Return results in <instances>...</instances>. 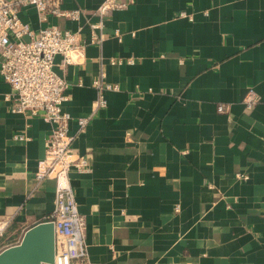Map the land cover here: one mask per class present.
<instances>
[{"label":"crops","instance_id":"crops-1","mask_svg":"<svg viewBox=\"0 0 264 264\" xmlns=\"http://www.w3.org/2000/svg\"><path fill=\"white\" fill-rule=\"evenodd\" d=\"M120 1L102 19L100 0H62L76 19L20 14L86 42L78 64L54 58L73 151L89 165L69 173L87 250L71 264H264V0ZM101 70L119 90L93 109ZM249 89L257 101L247 109ZM14 93L0 78V251L55 207L54 180L33 176L51 124L13 112Z\"/></svg>","mask_w":264,"mask_h":264},{"label":"built area","instance_id":"built-area-1","mask_svg":"<svg viewBox=\"0 0 264 264\" xmlns=\"http://www.w3.org/2000/svg\"><path fill=\"white\" fill-rule=\"evenodd\" d=\"M62 0H0V78L15 93L10 107L13 112L41 117L51 124V130L44 142V157L39 161L33 176L36 181L51 178L55 182V207L51 215L54 225L55 253L53 264H71L74 259L87 256L84 242V217L78 211L74 191L70 184L69 173L72 170H89L88 159L76 155L72 142L74 136L68 134L70 114L63 109L67 100L65 90L68 86L64 76L54 71V58L62 56L61 67L78 64L83 56L86 42L80 32L60 30L57 26L45 25L33 29L21 20L20 14L27 7L36 10L41 23L49 16L60 15L76 19L79 11H65ZM125 7L120 0H100L95 13L104 18L110 11ZM179 16L186 17L184 12ZM101 24V23H100ZM100 27V25H95ZM118 39L120 36L116 33ZM103 34L92 33L91 43H101ZM135 59L113 58L111 65L133 64ZM97 91L93 109L107 105L105 91L119 90V85L107 82L104 71L92 81ZM257 98L252 89L244 96L247 109L252 108ZM224 105L217 106L218 112L225 111ZM90 116L77 120L78 132H84ZM15 139L27 140V137L15 135ZM6 222H0V237Z\"/></svg>","mask_w":264,"mask_h":264},{"label":"water","instance_id":"water-1","mask_svg":"<svg viewBox=\"0 0 264 264\" xmlns=\"http://www.w3.org/2000/svg\"><path fill=\"white\" fill-rule=\"evenodd\" d=\"M54 225L40 222L27 229L20 242L0 251V264H53Z\"/></svg>","mask_w":264,"mask_h":264}]
</instances>
